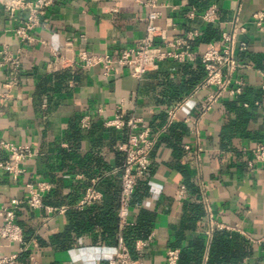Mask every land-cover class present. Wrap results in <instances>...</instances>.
Here are the masks:
<instances>
[{
  "label": "crops",
  "instance_id": "0c3cea01",
  "mask_svg": "<svg viewBox=\"0 0 264 264\" xmlns=\"http://www.w3.org/2000/svg\"><path fill=\"white\" fill-rule=\"evenodd\" d=\"M140 1L145 0H60L30 44L14 35L20 16L8 18L0 8V48L21 51L23 70L11 98H0V141L25 144L35 153L18 183H0V210L23 202L17 223L28 264H107L118 248L123 163L118 147L126 131L104 123L124 103L128 115L141 117L158 134L149 171L131 199L132 237L145 243L141 251L132 247V255L144 264H167L171 250L179 252L177 264H264V157L257 158L259 145L264 146V28L253 18L264 13V0H159L157 25L167 41L194 30L205 38L209 24L201 16L216 4L218 21L211 25L219 38L203 39L194 50L202 54L210 44L221 48L222 32L233 29L248 44L237 55L245 67L236 74L245 83L248 106L225 96L200 118L209 94L204 91L187 101L172 123L168 112L195 88L190 83L200 70L198 62L190 68L161 62L137 80L129 69L115 67L106 77L102 66L86 68L80 61L82 52L117 59L136 48L148 13ZM54 51L73 54L76 64L48 72ZM5 75L0 69V84ZM85 116L89 129L80 126ZM40 181L52 186L43 195L44 205L68 207L65 213L28 207L26 185ZM183 184L187 192L180 197ZM91 187L101 200L77 210ZM221 232L227 233V251L219 247ZM24 252L0 239L1 254Z\"/></svg>",
  "mask_w": 264,
  "mask_h": 264
},
{
  "label": "built area",
  "instance_id": "2783aa9c",
  "mask_svg": "<svg viewBox=\"0 0 264 264\" xmlns=\"http://www.w3.org/2000/svg\"><path fill=\"white\" fill-rule=\"evenodd\" d=\"M60 0H0L2 12L11 19L20 16L21 22L13 32L15 37L23 44L33 43L36 40L37 29L46 25L48 12L57 5ZM144 4L148 13L144 18L145 34L139 41L136 48L124 50L117 59L108 56L98 57L89 55L86 52L80 54V61L86 68L102 66L104 76H110L115 67L126 68L131 71V76L141 80L147 73L157 70L159 63L174 61L179 64H195L200 62L203 65L205 76L195 86L193 91L176 103L168 112L169 123H172L187 101L197 96L201 92L208 91L200 118L210 112L225 96L235 99L246 89L241 77H236L237 72L245 66L239 62L238 53L248 50L246 42L239 41L237 31H225L221 34L223 46L217 48L210 44L208 49L198 54L193 43L200 37L197 30L190 31L185 37L167 41L164 32L157 25L160 17L159 0L140 1ZM207 24H215L218 21V7L216 4L205 10L201 16ZM254 22L259 29L264 28V13L257 12L253 15ZM235 25L237 20H235ZM245 33V29H240ZM162 40L163 44H158ZM72 52L67 49V53ZM53 59L49 63L47 70L50 73H57L76 64L73 54L63 55L54 51ZM0 69L6 70L5 81L0 84V98L10 99L12 90H15L23 78L21 68V51L13 52L8 45L0 48ZM264 91V84L262 86ZM247 107V105H245ZM106 128L115 130H125L126 139L122 142L118 150L123 155V163L120 167V191L117 210L118 218V248L107 264H144L139 258H134L131 251L123 240V231L130 226L129 212L131 199L135 189L142 178L149 171L151 161L150 154L155 146L158 134L144 122L141 117L134 114L128 115L124 103L117 105L115 115L104 123ZM83 129L91 126L90 118L85 116L80 121ZM257 156L259 160L264 157V146L259 145ZM35 153L25 144H16L10 141H0V183L8 179L18 183L25 173V163L33 159ZM252 166V164H250ZM29 197L25 202L32 210L47 209L50 213H65L68 207H47L43 203V195L52 189L48 182L40 181L36 184L26 185ZM186 185H181L179 196L186 195ZM102 194L93 187L88 188L81 200L76 204L77 210H85L87 207L100 201ZM23 204L22 201L15 200L12 204L3 206L0 216L3 223L0 225V239L8 245H20V252L27 249L23 228L17 223V210ZM264 244V238L260 240ZM145 246L143 241L136 243V250L141 251ZM179 252L171 250L167 253V264H177ZM19 253H0V264H17Z\"/></svg>",
  "mask_w": 264,
  "mask_h": 264
},
{
  "label": "trees",
  "instance_id": "16d2710c",
  "mask_svg": "<svg viewBox=\"0 0 264 264\" xmlns=\"http://www.w3.org/2000/svg\"><path fill=\"white\" fill-rule=\"evenodd\" d=\"M206 37L202 38L201 39V36L193 43V48L195 49L196 48V45L201 42V40L203 41V39H205L206 43L208 42H211V41H214L215 39H218V32H217V29L213 28V26L211 24H209L207 26V29H206ZM204 42V41H203ZM183 66H185L186 68H190L191 64L190 63H187V64H183ZM198 66H200V70L198 71L197 73V77L193 74V72H191L194 76L192 82L190 83L191 85H197L205 76V71H204V68H203V65L198 62ZM263 91V90H262ZM264 92V91H263ZM245 91L243 92V94H241L240 96H238L237 98L233 99L234 101L233 102H240V103H246L244 104L248 106V99H246V94L244 95ZM136 190V189H135ZM135 193V192H134ZM134 195V194H133ZM81 200V198H80ZM118 220V219H117ZM118 228V227H117ZM221 234L220 236V244H219V247L223 248V250L227 251L228 250V247L226 246L227 243L226 242V237H227V233L225 232H221L219 233ZM123 240L125 242V244L127 245V247L129 248V250L131 251L132 247H135L136 246V243L138 242V240L134 239L132 237V233H131V229L130 227L128 226L127 228L124 229L123 231ZM141 241V240H139ZM117 243H118V240H117ZM218 243V242H217ZM221 243H223V245L221 246ZM216 245V244H215ZM215 246H213V249H216L214 248ZM218 247V248H219ZM132 254V253H131ZM133 256V255H132ZM29 257V253L28 252H24L22 253L18 259H17V264H28L27 263V259ZM134 257V256H133ZM135 258V257H134Z\"/></svg>",
  "mask_w": 264,
  "mask_h": 264
}]
</instances>
